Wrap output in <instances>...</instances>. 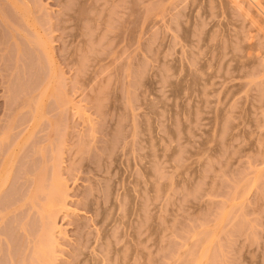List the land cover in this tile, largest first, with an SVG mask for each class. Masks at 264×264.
<instances>
[{
	"label": "rangeland",
	"instance_id": "obj_1",
	"mask_svg": "<svg viewBox=\"0 0 264 264\" xmlns=\"http://www.w3.org/2000/svg\"><path fill=\"white\" fill-rule=\"evenodd\" d=\"M0 264H264V0H0Z\"/></svg>",
	"mask_w": 264,
	"mask_h": 264
}]
</instances>
